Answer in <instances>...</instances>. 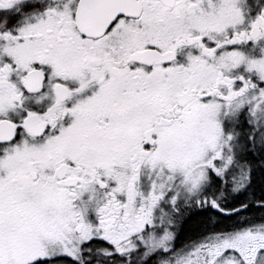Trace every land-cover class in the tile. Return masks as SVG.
Wrapping results in <instances>:
<instances>
[{
	"label": "snow or ice",
	"instance_id": "obj_1",
	"mask_svg": "<svg viewBox=\"0 0 264 264\" xmlns=\"http://www.w3.org/2000/svg\"><path fill=\"white\" fill-rule=\"evenodd\" d=\"M0 264H264V0H0Z\"/></svg>",
	"mask_w": 264,
	"mask_h": 264
}]
</instances>
